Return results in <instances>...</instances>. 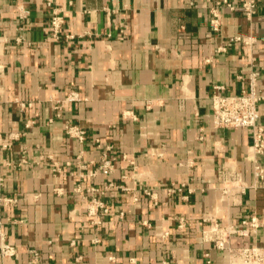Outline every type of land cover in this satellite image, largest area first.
<instances>
[{"label": "crops", "instance_id": "1", "mask_svg": "<svg viewBox=\"0 0 264 264\" xmlns=\"http://www.w3.org/2000/svg\"><path fill=\"white\" fill-rule=\"evenodd\" d=\"M230 1L215 29L213 0H0V224L16 251L0 238V264H229L212 229L253 216L257 232L231 244L264 245L252 130L212 117L217 85L239 94L258 71L264 97V0L251 17ZM71 89L81 100L56 108ZM104 157L113 171L91 176ZM95 201L109 211L91 215Z\"/></svg>", "mask_w": 264, "mask_h": 264}, {"label": "built area", "instance_id": "2", "mask_svg": "<svg viewBox=\"0 0 264 264\" xmlns=\"http://www.w3.org/2000/svg\"><path fill=\"white\" fill-rule=\"evenodd\" d=\"M214 7L212 8L213 18L211 20L215 29L220 26L219 11L221 8L227 7L235 10L237 7L230 0H213ZM54 0H48L50 6L53 5ZM257 0H246L242 6L247 14L251 17L256 11ZM28 10L24 9L21 16L26 17ZM64 25V17L54 9L53 15L50 19V28L52 30V38L57 40L61 37L62 26ZM232 41H242L248 48H253L257 42L255 36L248 37H235ZM259 72H253L251 76L250 89L243 90L239 94H223L221 92L223 86H215V92L212 95V117L216 127L221 128H249L252 130L253 143L250 146V153L254 161V173L257 178H264V167L259 161V156L264 154V124L260 123V101L264 98L256 91L257 77ZM81 100V94L76 89H71L65 98L59 101L56 108H61L65 102ZM59 115V113H58ZM68 134L78 139L79 141L85 140V130L76 124L67 126ZM114 168V161L109 157H104L101 164L93 168L90 172L91 176H96L98 173L110 174ZM56 170L61 171L60 168ZM224 191L229 193L234 188H239L240 177L234 176L232 178H225ZM182 186L168 187L169 192H176L182 190ZM145 193L152 198H156V192L146 189ZM14 199L5 198V202H11ZM104 207V211L108 212V207L103 206L99 201H95L89 206V213L95 215L98 213V207ZM245 227H236L235 225H219L215 224L212 231L214 232L213 240L217 248L226 250L229 256V264H264V245H248V246H234L231 244L230 238L232 235L250 236L252 233L257 232L262 222L253 216L250 219L242 220ZM183 226V223H181ZM6 234L0 224V238L3 242L2 253L6 256H13L16 254L14 247L5 242Z\"/></svg>", "mask_w": 264, "mask_h": 264}]
</instances>
